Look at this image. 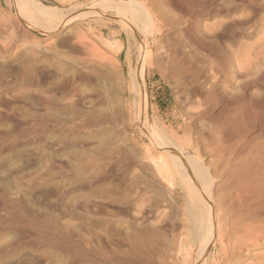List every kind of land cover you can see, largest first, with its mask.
<instances>
[{
    "label": "rangeland",
    "instance_id": "1",
    "mask_svg": "<svg viewBox=\"0 0 264 264\" xmlns=\"http://www.w3.org/2000/svg\"><path fill=\"white\" fill-rule=\"evenodd\" d=\"M31 2L62 23L46 32L31 5L23 16L16 0H0V264H75L40 240L63 234L54 220L72 235L67 242L88 250L136 264H197L201 225L190 196L219 190L227 205L238 169L264 168V0ZM76 94L85 118L74 117ZM163 135L207 172L202 185L185 178L188 194L161 155ZM260 212L262 222L238 227H264ZM150 231L160 235L158 251L131 241ZM212 242L205 264H264V235L228 263Z\"/></svg>",
    "mask_w": 264,
    "mask_h": 264
},
{
    "label": "bare ground",
    "instance_id": "2",
    "mask_svg": "<svg viewBox=\"0 0 264 264\" xmlns=\"http://www.w3.org/2000/svg\"><path fill=\"white\" fill-rule=\"evenodd\" d=\"M32 1V0H31ZM30 0H16L17 2V6H18V9L20 12H22L23 16L26 15L24 14V12L26 11L25 9H27L30 5L32 8H30L32 11H35L34 13H37L39 14V17L40 19L42 20L41 22H43L44 20L47 22L45 24H42V28L46 31V32H50V31H54L56 28H58L60 26V24L62 23L61 22V18L59 19L58 16L56 15H53L50 13V11H48V8H43L41 6H38V4H32L34 2H31ZM105 0H103L104 2ZM107 1V4L110 6V1L108 2ZM105 1V2H106ZM101 2V3H103ZM105 2L103 4H105ZM112 2V1H111ZM100 3V2H99ZM239 3V2H238ZM98 4V2L96 3V5ZM101 4V5H103ZM117 3H115L116 5ZM95 5V3H94ZM93 5V6H94ZM99 6L97 5V7H102V6ZM91 6V7H93ZM121 5L118 6V8L120 7ZM96 7V6H95ZM104 7V6H103ZM106 7V6H105ZM113 8V7H112ZM124 8V6L122 7ZM121 8V9H122ZM129 8L131 10H134L136 13H137V10H138V4H136V2H132V4L129 5ZM139 8H140V5H139ZM25 11H24V10ZM52 10V9H51ZM107 10V9H106ZM123 10V9H122ZM126 10L125 9V13H126ZM130 10V11H131ZM144 10V9H143ZM104 11V10H103ZM130 11H127V12H130ZM27 12V11H26ZM25 12V13H26ZM52 12V11H51ZM55 12V11H54ZM29 13V12H27ZM132 13V12H131ZM30 14H33L30 12ZM56 14V13H55ZM81 14V13H80ZM89 14V12L87 13ZM135 14V13H134ZM29 15V14H27ZM53 15V16H52ZM61 15V14H60ZM67 14H64V16H66ZM133 15V13H132ZM136 15V14H135ZM133 16L134 18L136 16ZM34 16V15H33ZM32 16V17H33ZM120 16V14L118 15ZM124 16V15H123ZM139 15L137 14V17ZM30 19V21H32L33 18L35 17H31V15L28 16ZM53 17V18H52ZM59 19V20H56L54 18ZM60 17V16H59ZM72 18V17H71ZM39 19V18H38ZM28 20V19H27ZM36 21H38L37 19H35ZM129 20V19H128ZM64 21V20H63ZM130 21V20H129ZM33 22V21H32ZM38 23V22H37ZM40 25V24H39ZM38 26V24H37ZM39 27V26H38ZM131 28V27H130ZM129 28V29H130ZM150 32V31H149ZM138 35V34H137ZM144 41V40H143ZM142 42V49H145V47L147 46L146 45V40L145 42ZM144 51V50H143ZM45 76H43V73H42V77L41 78H44ZM69 81V80H68ZM62 83V82H61ZM61 91H64L63 93H70V92H73V85L72 84H62L61 86H59ZM76 88H74L75 90ZM77 90V89H76ZM75 93V92H74ZM77 93V91H76ZM74 96H77L74 95ZM73 97V96H72ZM81 96H77L74 101H73V107L72 110L75 111V118L81 119V117L85 118V115L83 114L82 115V110L80 108V105H81ZM40 98V97H39ZM247 98V97H245ZM250 99V97H248ZM247 98V99H248ZM42 99V98H41ZM247 99H246V102H247ZM251 100V99H250ZM44 102V101H43ZM245 104V103H244ZM257 103H255L256 105ZM262 104V103H261ZM260 104V105H261ZM70 105V104H69ZM249 105V104H248ZM250 105H253V103L251 104L250 102ZM253 105V106H255ZM262 106V105H261ZM260 106V107H261ZM70 107V106H69ZM264 107V106H263ZM258 108V107H257ZM69 109V108H68ZM263 109V108H262ZM84 111V110H83ZM261 111V109H260ZM95 112V111H94ZM85 113V112H84ZM260 114V113H259ZM216 115V114H215ZM263 115V113H262ZM218 116V115H217ZM90 117V116H89ZM264 117V115H263ZM221 118V117H220ZM82 121V120H81ZM260 121V120H259ZM263 124V123H262ZM261 125V124H259ZM224 127V125L222 126ZM261 127V126H260ZM255 130V129H254ZM264 130V129H262ZM227 131V130H226ZM263 132V131H262ZM165 135V134H164ZM163 135V136H164ZM163 139L162 141V146L163 148L161 149L162 152H161V155L163 157V159L165 160L166 164H168V160H167V157L169 156L175 163L176 167V170H178V172L180 173V175L184 178L181 180L180 183H182L183 180L186 179H192L190 180L191 183L193 184H203L205 182V179H206V176H207V172L206 170L204 169V167L202 166L201 162H199V160H197V158L191 153L190 150H187V149H178L176 144L170 140V138H166L165 136L164 137H161ZM244 144V142H243ZM249 143H247L248 145ZM255 145V144H254ZM242 146V145H241ZM245 146H246V143H245ZM253 147V145H251ZM259 146V145H258ZM247 147V146H246ZM245 147V148H246ZM250 147V145H249ZM251 147V148H252ZM256 147V146H255ZM261 147V146H260ZM259 147V148H260ZM263 147V146H262ZM264 148V147H263ZM242 149V147H241ZM244 149V148H243ZM257 149V148H256ZM261 149V148H260ZM258 149V150H260ZM247 150V149H246ZM245 150V151H246ZM263 150V149H262ZM238 151V150H237ZM242 150H239V152L237 153V157L239 155V157L242 155H240V153L242 154L241 152ZM257 151V150H256ZM249 151H247L248 153ZM258 152V151H257ZM251 153V152H250ZM252 153L256 154V152L252 151ZM259 153V152H258ZM257 153V154H258ZM262 153V152H260ZM246 155V154H245ZM253 155V154H252ZM254 156H257V155H254ZM168 157V158H169ZM248 157V155H247ZM246 157V158H247ZM251 157V156H250ZM263 157V155L261 156V158ZM169 158V159H170ZM236 158V157H235ZM244 158V157H243ZM254 158V157H253ZM170 159V160H171ZM240 159V158H239ZM243 160H246V159H243ZM242 160V161H243ZM261 160H264L263 158ZM238 161V160H237ZM255 161L257 162L254 163L255 165H257L258 167V161L256 160L255 158ZM260 161V160H259ZM234 162V161H233ZM236 162V161H235ZM234 162V163H235ZM238 163V162H237ZM246 163V162H245ZM245 163L242 162V164L244 165ZM231 164V163H229ZM240 164V163H238ZM250 163H248L247 165H249ZM253 164V163H252ZM251 164V165H252ZM253 164V166H254ZM262 166H263V163H261ZM246 165V167H247ZM260 165V163H259ZM168 166V165H167ZM232 166V165H231ZM237 166V165H236ZM245 166V165H244ZM251 167L252 170L254 167ZM261 166V165H260ZM235 167V165H234ZM240 167L241 164H240ZM236 168V167H235ZM234 168V169H235ZM256 168V167H255ZM243 170V167L241 168ZM240 169V170H241ZM246 169V168H245ZM244 169V170H245ZM249 166H248V170H249ZM240 170L238 169V173H235L236 174V179H235V185H234V189H235V194H236V200H232V201H229L227 205H225V202H224V194H222L219 190H216V191H211L210 188L207 192H203L201 193V197L199 199L196 198L195 195H193L192 197L190 196V198L193 200V202L191 203V208H190V213L192 215L193 218H195L196 222L199 224L200 226V230L198 232V237L196 239V241L193 243L194 244V248H197L198 249V252H197V258H196V262L197 264H205V261H204V257L207 253V250L206 249V246L210 243L212 244V240L215 241L217 240L219 242V246H220V251L223 252V255L221 254L218 255V259L221 260H226L227 259V263L228 261L232 258V257H235V259H238V257H242L244 254H242L240 252V248L242 247H246L245 249H248L249 247H251L252 245H254L257 241H259V239L264 235V227H253L251 228V226L249 228H247L248 226H245V227H238V223L239 222H244L246 223L247 220H249L250 218H253V217H256L258 219V221L260 222L261 221V214L260 216L258 217L257 215L259 214L260 211H263L264 212V201L262 199L263 195H264V168L263 169H259V170H263L261 171H258L259 175L254 173V170L253 172H249L251 174L247 175V172H240ZM247 170V169H246ZM251 170V171H252ZM235 171L233 170L232 173H234ZM240 172V173H239ZM256 172V171H255ZM195 175V177H194ZM194 177V178H193ZM179 178V177H178ZM193 181V182H192ZM197 181V182H196ZM184 182V181H183ZM185 183V184H184ZM183 184L185 185V190L187 191L186 194H188L190 192V189L189 186L190 184L185 180ZM148 185V184H147ZM182 187V186H181ZM202 192V191H201ZM197 199V201H195ZM121 211V210H120ZM119 211V212H120ZM124 212V211H123ZM263 212H260V213H263ZM122 215V214H121ZM116 216V215H115ZM255 220V218H253ZM251 220V219H250ZM249 220V221H250ZM263 220V219H262ZM248 221V222H249ZM247 222V223H248ZM253 222V221H252ZM262 222V221H261ZM54 223L55 225H57V229L59 228V230H61V232L63 234H61V236L57 237V236H49L48 234L45 235V236H42V240L43 242H45L47 245L53 246V248H57L60 250V252H70L72 254H74V258L73 260L76 262H74L75 264H85V263H96L98 262L100 259V261L98 263L100 264H136V262L130 258V257H127V256H123L122 258L119 256H113V253H109L108 250H105V249H102L100 250V253L96 252V251H93L92 250H88L86 249L84 246H82V244L79 242V241H73V242H67V239L70 237V233L69 232H66L65 230H67L66 228H64L63 226L59 225L58 222L56 220H54ZM53 223V225H54ZM243 223V224H244ZM251 224V223H250ZM254 224V223H253ZM257 224V223H255ZM264 224V222H263ZM242 225V224H241ZM246 225V224H245ZM259 225V224H258ZM240 226V224H239ZM260 226H262V223L260 224ZM54 227V226H53ZM55 228V227H54ZM249 230V229H254L255 230V234H256V231H257V234L252 236V238L254 237V240H252L250 243H247L243 240V238L246 237V234H244V231L245 230ZM253 230V231H254ZM65 231V233L63 232ZM251 231H249L250 233ZM259 232V233H258ZM245 233H248V232H245ZM253 233V232H252ZM253 233V234H254ZM142 234V233H141ZM137 235L134 234L131 238V236H129L128 238H131L132 242L133 243H137L140 244L141 246H146L147 250L150 249V250H153L155 249L158 245V242H160V235L158 234L157 231H150L144 235ZM245 235V237H244ZM247 235H250V234H247ZM252 235V234H251ZM250 235V236H251ZM72 236V235H71ZM216 236V238H214ZM249 236V237H250ZM11 238V237H10ZM18 239V237H16ZM58 238V239H56ZM248 238L246 237V241ZM250 239V238H249ZM12 241V239H10ZM15 240V239H13ZM20 240V239H19ZM127 240V239H126ZM174 238H168V240L166 241V243L170 244L172 246L173 244V241ZM71 241V240H70ZM130 241V240H129ZM130 241V242H131ZM177 241V240H176ZM4 242V241H3ZM17 242V241H16ZM37 241H33V243H35ZM129 242V244H130ZM212 242V243H211ZM15 243V242H14ZM19 243V242H18ZM98 243V242H97ZM217 243V242H216ZM6 244H9V241L8 243ZM214 244V243H213ZM218 244V243H217ZM244 244V245H243ZM10 245H11V242H10ZM14 245V244H13ZM12 245V246H13ZM35 245V244H33ZM216 245V244H214ZM2 246V245H0ZM6 246V245H4ZM7 249L9 248V245H7ZM130 246V245H129ZM131 247V246H130ZM1 248V247H0ZM3 248V247H2ZM11 248V246H10ZM104 248H105V245H104ZM133 248V247H131ZM135 248V247H134ZM137 248V247H136ZM219 248V247H218ZM5 249V250H7ZM101 249V248H100ZM9 250V249H8ZM7 250V251H8ZM121 249H118V251H120ZM133 250V249H132ZM148 250V251H150ZM157 250V248H156ZM231 251V254L227 253L228 251ZM1 251H4L0 249V252ZM122 251V250H121ZM158 251V250H157ZM225 251V252H224ZM59 252V253H60ZM132 252V251H131ZM152 253H155V250L154 252L151 251ZM219 252V251H218ZM220 252V253H221ZM2 253V252H1ZM8 253V252H7ZM158 253V252H157ZM3 254H5L3 252ZM62 254V253H61ZM103 254L106 255V257L103 259ZM1 255V254H0ZM59 255V254H58ZM102 255V258H100ZM157 256V255H156ZM160 256V255H159ZM2 257V256H1ZM71 257V255H70ZM71 258V259H72ZM161 258V256H160ZM239 258V259H240ZM4 259V262H5V259H8L7 257H3ZM70 259V258H69ZM234 259V261H235ZM233 260V259H232ZM8 261V260H6ZM233 261V262H234ZM73 262V261H72ZM236 262V261H235ZM2 264V263H1ZM4 264V263H3Z\"/></svg>",
    "mask_w": 264,
    "mask_h": 264
}]
</instances>
